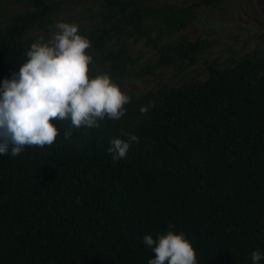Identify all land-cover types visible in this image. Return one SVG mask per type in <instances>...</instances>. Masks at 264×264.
Returning <instances> with one entry per match:
<instances>
[{
	"label": "trees",
	"instance_id": "trees-1",
	"mask_svg": "<svg viewBox=\"0 0 264 264\" xmlns=\"http://www.w3.org/2000/svg\"><path fill=\"white\" fill-rule=\"evenodd\" d=\"M65 0H24L0 27V87L52 32ZM224 0H97L80 15L91 41V76L118 85L131 75L173 68L178 84L132 95L119 120L71 129L51 146L0 155V264H148L143 243L183 232L197 264H253L264 255V59L241 54L187 69L212 42L186 29ZM142 40L156 55L140 66L122 37ZM155 103V107H149ZM141 107L149 111L141 113ZM139 137L114 161L111 141ZM259 264H264V258Z\"/></svg>",
	"mask_w": 264,
	"mask_h": 264
},
{
	"label": "clouds",
	"instance_id": "clouds-1",
	"mask_svg": "<svg viewBox=\"0 0 264 264\" xmlns=\"http://www.w3.org/2000/svg\"><path fill=\"white\" fill-rule=\"evenodd\" d=\"M53 27L46 42L41 38L31 44L27 61L0 87V155L15 157L29 146H51L60 135L53 121H70L65 139L72 128L99 129L105 117H123L124 106L131 101L109 74L91 76V41L79 34L78 25L59 22ZM149 107H141V113ZM123 135L127 140L113 139L108 149L117 162L127 156L132 143L139 142L136 135ZM143 243L154 253L148 264H197L196 250L183 232L169 231L156 239L146 235ZM262 258L259 251L251 253L253 264Z\"/></svg>",
	"mask_w": 264,
	"mask_h": 264
},
{
	"label": "rangeland",
	"instance_id": "rangeland-1",
	"mask_svg": "<svg viewBox=\"0 0 264 264\" xmlns=\"http://www.w3.org/2000/svg\"><path fill=\"white\" fill-rule=\"evenodd\" d=\"M177 1L183 0H158ZM24 0H0V27L5 18L13 16L17 10L25 8ZM99 9L97 0H65L57 22H66L78 25L79 30L90 23V19H79L80 15L94 13ZM87 13V14H86ZM55 30L44 33L33 30L30 34L44 35L46 42ZM190 39L204 37L210 42L199 62L189 67L191 73L204 74L206 61L224 63L232 56L241 54L262 57L264 59V0H224L213 9L205 10L200 18L191 27L186 29ZM127 40L131 45V52L141 56L138 66L155 61L156 55L149 50L142 40L134 42L133 37H120L112 43L111 49L116 48L122 40ZM88 53L93 57L91 48ZM182 74H176L173 68L162 69L154 76L131 75L119 85L121 90L129 96L155 88L158 84H178L182 81Z\"/></svg>",
	"mask_w": 264,
	"mask_h": 264
}]
</instances>
